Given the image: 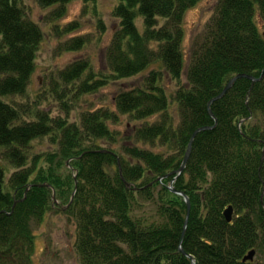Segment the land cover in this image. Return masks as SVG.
<instances>
[{"label":"trees","instance_id":"16d2710c","mask_svg":"<svg viewBox=\"0 0 264 264\" xmlns=\"http://www.w3.org/2000/svg\"><path fill=\"white\" fill-rule=\"evenodd\" d=\"M72 1L37 0L42 7L56 6V19ZM116 1L113 15L120 24L105 50V68L96 71L80 60L61 70L52 95L66 116L52 117L40 108L41 100L32 108L9 102L27 94L44 33L21 0H0V149L15 170L10 175L0 163V264H34L33 224L40 225L54 208V192L69 205L77 183L67 212L76 221L81 264H264V78L255 84L238 80L211 105L214 117L208 108L234 76H261L264 33L256 14L264 20V0H218L216 16L192 44L187 67L183 21L202 0ZM78 27L74 22L58 33ZM86 43L76 37L62 49L79 51ZM149 68L154 69L140 84L114 96L115 111L89 110L80 125L69 121L84 95ZM167 77L177 83L172 98L178 121ZM121 116L143 123L121 136L110 128ZM206 126L213 128L197 135L174 183L191 201L182 244L188 256L179 249L185 198L169 188L175 175L157 180L179 171L191 136ZM45 138L57 152L31 160L33 142ZM150 204L154 211L146 209ZM229 207L231 223L225 216ZM253 250L259 259L244 262Z\"/></svg>","mask_w":264,"mask_h":264},{"label":"rangeland","instance_id":"374dc122","mask_svg":"<svg viewBox=\"0 0 264 264\" xmlns=\"http://www.w3.org/2000/svg\"><path fill=\"white\" fill-rule=\"evenodd\" d=\"M217 3L218 0H202L185 14L183 21L185 31L183 42L185 67L188 65L189 54L194 40L204 35L207 25L216 16ZM21 5L26 10L27 16L41 27L44 33V40L37 55L36 69L27 94L12 97L9 102L17 101L19 107L32 108L33 105L41 100V109L51 112L52 117H64L66 114L61 110L59 103L52 95L53 86L58 81L59 72L64 70L69 64L80 60H88L96 71L105 68V50L110 45L120 24V19L113 15L118 1L74 0L66 4L65 15L57 19L51 15L56 6L51 8L42 7L37 0H21ZM74 22L79 24L78 29L65 34L58 33L59 30H64L67 25ZM139 22L142 24L143 20L141 19ZM164 22L162 20V23ZM256 23L260 32L264 33V20L258 11ZM76 37L86 38L87 43L84 48L79 51H64L62 49L63 45ZM152 69L154 68H149L132 78L109 83L96 94L84 95L75 104V109L70 112L69 121L80 125L82 114L89 110L109 108L115 111L114 96L120 90L130 89L140 84ZM167 84L169 85V95H171V110L178 121V104L172 98V94L178 89L177 83L171 77H167L164 79V85ZM183 84H186L185 76L183 77ZM158 119L159 116H156L150 121L153 122ZM142 123V121H131L128 116H121L120 123L118 125L112 124L110 128L120 132L121 136L125 134L132 135L134 126ZM122 144V141H120L118 147L114 148L119 151ZM103 147L108 148L110 146L103 145ZM57 149V146L52 144L49 138L36 140L33 142L31 160L36 154L46 155L57 152ZM1 152L2 150L0 149V163L10 170L8 173L11 175L15 170L12 169L7 161L1 158ZM55 203L54 208L46 214L40 225L33 224L36 235L34 264H81L75 247L77 225L74 216L67 212L68 208L64 207L66 203H62L60 200L57 201V198ZM146 209L154 211L155 206L150 204L147 205ZM258 259L259 257L256 254L254 260L257 261ZM262 260L264 262V258Z\"/></svg>","mask_w":264,"mask_h":264},{"label":"water","instance_id":"95a60500","mask_svg":"<svg viewBox=\"0 0 264 264\" xmlns=\"http://www.w3.org/2000/svg\"><path fill=\"white\" fill-rule=\"evenodd\" d=\"M243 78H248L250 79L253 84H255L256 82H260L261 80H263L264 78V70L261 74V76L259 78H256V77H253V76H250V75H247V74H238L236 76H234L229 82L228 84L225 86L224 90L221 92V94H219L217 97H215L214 99H212L209 104H208V108H209V113L212 117H214V114L211 110V105L215 102V101H218L222 98L225 97V95L231 91L235 85V83L240 80V79H243ZM213 127H209V126H206V127H201V128H198L194 133L193 135L191 136V139H190V142H189V145H188V149H187V152H186V155L184 157V160H183V163H182V166L181 168L179 169V171H176V172H173L171 174H168L166 175L165 177H160L158 178L157 181H162L164 178H168L169 176H172V175H175V178L174 180L172 181L171 185L169 186V188L171 189V191L173 193H176L180 196H183L185 198V201H186V204H187V207H188V214H187V218H186V221H185V225H184V229H183V233H182V236H181V241H180V251L185 254V255H188L185 250L183 249L182 247V244H183V241H184V238H185V235H186V232H187V228H188V223H189V217H190V212H191V201L190 199L188 198L187 195L184 194V192H180L178 190L175 189L174 187V183L175 181L181 176V174L185 171L186 169V166L188 164V161L190 159V156H191V153H192V148H193V143L197 137V135L202 132V131H205V130H208V129H211ZM103 152H107V151H103ZM67 166L70 168V161L67 163ZM150 185H153V184H150ZM38 186H41V187H49L51 188L52 186L50 184H42V185H38ZM127 187H132V184H129L127 183ZM77 189H78V183L76 184V189H75V192L72 196V200L70 202V204L73 202L74 198H75V195H76V192H77ZM135 190H142L143 188H138V187H134ZM53 199L56 201V193L54 192V195H53ZM69 205L65 206V208H69ZM16 205V203H15ZM233 207H229L226 209L225 211V216L227 218V221L229 223H231L233 221ZM256 255V251L253 250L251 251L245 258H244V262H247V261H253L254 260V257ZM189 256V255H188ZM192 259L193 257L190 256ZM195 264V263H194Z\"/></svg>","mask_w":264,"mask_h":264}]
</instances>
